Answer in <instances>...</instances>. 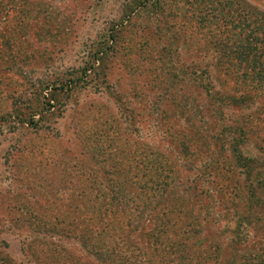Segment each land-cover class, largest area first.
<instances>
[{
	"label": "rangeland",
	"instance_id": "rangeland-1",
	"mask_svg": "<svg viewBox=\"0 0 264 264\" xmlns=\"http://www.w3.org/2000/svg\"><path fill=\"white\" fill-rule=\"evenodd\" d=\"M237 1L0 0V264H185L161 250L188 222L228 259L206 185L193 199L179 192L160 199L168 216L157 220L156 248L134 222L130 232L118 218L104 228L115 220L103 207L113 182L134 199L126 213L135 215L145 168L166 162L169 185H185L216 154L211 137L225 122L191 74L206 72L213 89L241 88L239 72L215 64L216 51L233 41ZM242 1L264 10V0ZM224 113L259 130L239 149L259 154L264 99ZM28 114L40 128L19 122ZM181 140L197 158L179 156ZM208 176L221 177L213 169ZM260 236L264 222L240 254L264 250V240L252 244ZM204 252L210 246L188 254Z\"/></svg>",
	"mask_w": 264,
	"mask_h": 264
},
{
	"label": "trees",
	"instance_id": "trees-1",
	"mask_svg": "<svg viewBox=\"0 0 264 264\" xmlns=\"http://www.w3.org/2000/svg\"><path fill=\"white\" fill-rule=\"evenodd\" d=\"M234 5L235 15L238 18L232 24V28H236L232 36L233 41L226 50L216 51L215 64L225 66L224 70L227 72L232 69H234L233 73L239 72L238 79H240L239 87L241 88L226 91L222 88L213 89L206 72H202V76L191 74L194 75L193 82L198 80L197 86L204 92L209 108L213 107L218 119L225 122L220 127L219 136L211 137L215 140L213 141L217 148L216 154L212 153V156L206 159L201 168H196V176L185 185L179 183L169 185L173 181L168 180L169 177L166 173L161 175L163 169L166 170L163 167L166 162L162 163L163 166L145 168V173L139 177V183L134 189L139 196V202L137 201L138 203L133 206L135 215L126 213V206L129 205V202L133 204L134 199H130L129 196L123 197L119 186L113 182H108L106 187L109 198L107 202L103 201L105 204L103 210L104 212L113 210L111 216L115 221L104 223V228L112 229L117 224L116 220L119 219L120 228L122 230L127 228L130 232V224L134 222L135 226L132 227L141 231L144 243H149L156 248L157 244H161L162 235V229L157 225V220L161 215L162 217L168 216L164 211H160L164 204L160 202V199L165 201L169 195L176 192L188 195L193 199L194 196H197L196 186L206 185L204 194L211 196L213 193L218 201L217 208L220 211L218 215L224 222L218 232V238L220 239L223 234L227 235L224 244L229 250V257L221 262L219 257L221 245L218 243L213 245L210 240L206 243V237L201 234L196 235L197 228L192 227V224L188 222L185 228L183 226L182 229L179 228L176 231L173 241H168V244L163 245V250L157 247L163 256L174 252L177 257H175L176 263L189 260L185 264H264V250L240 254L241 250L247 249L244 246L249 243V239L256 236L257 228L260 229L264 222V139L258 141L259 154L242 153L239 151L242 143L246 140H258L259 130L253 129L246 119L238 121L225 118L224 113L228 108L249 106L255 98L264 99V10L254 6L249 7V5L247 8L242 0H238ZM94 70L95 66L92 65L93 73ZM85 76L83 75V77ZM82 85L83 83L80 87ZM33 116L34 114H28L27 118L20 119L19 122L40 128V119H34ZM187 144L183 140L179 141L177 152L179 156L187 158L190 162L197 157L194 151L189 150ZM210 169L219 172L221 177L218 181L209 179ZM188 170L190 169H185V171ZM130 207L132 206H128V208ZM124 213L129 217L133 216V219L124 220L122 216ZM262 240L264 237L260 236L252 244L260 245ZM221 242L223 243V241ZM202 244L207 245L208 248L210 246L212 252L209 254L206 252L195 253L194 257L193 255L189 257L188 253L195 246Z\"/></svg>",
	"mask_w": 264,
	"mask_h": 264
}]
</instances>
